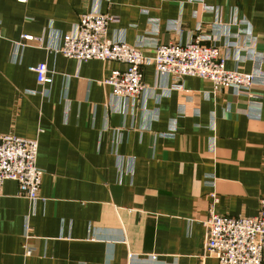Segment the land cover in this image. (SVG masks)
<instances>
[{
  "label": "crops",
  "instance_id": "0c3cea01",
  "mask_svg": "<svg viewBox=\"0 0 264 264\" xmlns=\"http://www.w3.org/2000/svg\"><path fill=\"white\" fill-rule=\"evenodd\" d=\"M87 13L117 18L108 38L146 57L202 36L229 71L264 56V0H0V136L37 140L44 171L35 203L1 188L0 264H219L206 254L211 195L228 217L257 216L264 198V86L185 78L170 92L149 66L143 95L115 98L105 81L124 65L57 51Z\"/></svg>",
  "mask_w": 264,
  "mask_h": 264
},
{
  "label": "built area",
  "instance_id": "2783aa9c",
  "mask_svg": "<svg viewBox=\"0 0 264 264\" xmlns=\"http://www.w3.org/2000/svg\"><path fill=\"white\" fill-rule=\"evenodd\" d=\"M208 0H197L204 4ZM211 11L210 7H205ZM119 20L100 13H87L81 16L71 34L62 38L58 53L79 62L99 60L114 62L126 67L123 71L114 70L105 81L112 89L115 98L136 100L144 94V69L152 66L160 76H169L172 83L170 92H181L185 78L209 80L214 91L233 89L238 94L249 96L256 84L264 86V56H257L256 70L251 73L229 71L226 68L227 56L216 47L203 44L209 40L197 37L183 44H156L153 57L144 56L137 48L125 42H114L108 38V28ZM176 24H169L174 29ZM177 28V27H176ZM219 30L220 27L216 26ZM26 43H40V39L25 37ZM230 43V47L235 48ZM249 59L255 53L243 50ZM37 75L40 85L52 83L50 72L45 64L31 69ZM172 135V134H171ZM39 143L13 135L0 136V191L3 184L12 181L18 184L19 194L35 203L39 200L44 171L37 166ZM212 186V184H210ZM213 200L204 223L206 230V254L219 264H264V198L260 201V212L255 217H228L215 212L217 197ZM31 255V251L27 250Z\"/></svg>",
  "mask_w": 264,
  "mask_h": 264
}]
</instances>
